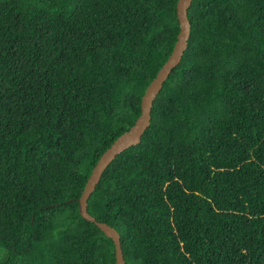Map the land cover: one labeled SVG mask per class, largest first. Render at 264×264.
Here are the masks:
<instances>
[{
	"label": "trees",
	"instance_id": "trees-1",
	"mask_svg": "<svg viewBox=\"0 0 264 264\" xmlns=\"http://www.w3.org/2000/svg\"><path fill=\"white\" fill-rule=\"evenodd\" d=\"M177 0H0V264H115L81 218L176 43ZM140 143L87 200L125 264H264V0H193Z\"/></svg>",
	"mask_w": 264,
	"mask_h": 264
},
{
	"label": "water",
	"instance_id": "water-1",
	"mask_svg": "<svg viewBox=\"0 0 264 264\" xmlns=\"http://www.w3.org/2000/svg\"><path fill=\"white\" fill-rule=\"evenodd\" d=\"M192 1L193 0H177L176 17L179 24V33L172 52L145 89L141 98L139 117L136 119L133 126L119 136L100 156L91 171L81 196L77 200L78 211L81 218L90 223H94L105 235V237L112 240L115 251V264H125L120 246L119 234L111 226L105 223L96 222V220L87 212V200L95 190L103 172L107 169L111 162L126 149L138 145L144 131L149 127L153 101L162 89V86L169 77L170 72L179 64L183 53L186 50L187 41L190 36V23L187 12Z\"/></svg>",
	"mask_w": 264,
	"mask_h": 264
}]
</instances>
